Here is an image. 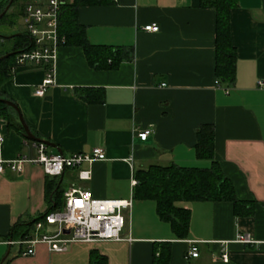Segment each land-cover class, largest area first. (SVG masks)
I'll list each match as a JSON object with an SVG mask.
<instances>
[{
	"label": "crops",
	"instance_id": "obj_1",
	"mask_svg": "<svg viewBox=\"0 0 264 264\" xmlns=\"http://www.w3.org/2000/svg\"><path fill=\"white\" fill-rule=\"evenodd\" d=\"M8 1L0 0V14ZM235 1L229 31L236 63L229 86L214 74L215 13L201 8L199 0H108L80 6L75 17L86 42L124 49L122 54L131 49L127 59L113 68L95 67L80 47L62 45L55 53V85L40 97L33 95L44 77L40 68L25 64L11 70L0 84V99L15 106L35 138L53 145L45 146L47 155L99 148L104 158L65 169L56 178L32 164L20 173L3 167L0 264H151L154 246L162 242L170 245L169 264H264V0ZM25 2L12 0L3 14L19 6L20 16ZM151 24L157 32L143 30ZM6 114L7 119L0 118V161L34 158L31 141L18 132L16 113L10 108ZM202 125H212L214 160L236 197L252 205V213L235 214L231 201H177L176 206L189 210L187 232L179 237L159 218L154 200L133 198L135 175L154 165L207 168L210 162L198 160L194 151ZM144 130L150 133L142 141L138 134ZM80 171H89V178L78 179ZM47 179L57 184L60 201L71 186L95 198L132 197L124 239L70 241L61 250L39 242L31 255H20L24 246L16 240L23 226L49 209ZM241 234L252 242L237 241ZM192 244L198 256L186 257Z\"/></svg>",
	"mask_w": 264,
	"mask_h": 264
},
{
	"label": "trees",
	"instance_id": "obj_2",
	"mask_svg": "<svg viewBox=\"0 0 264 264\" xmlns=\"http://www.w3.org/2000/svg\"><path fill=\"white\" fill-rule=\"evenodd\" d=\"M108 0H70L61 5L59 14L58 31L64 36V45L78 46L82 49L87 63L91 66L115 67L122 59H127L132 50L126 54L118 47H104L89 45L85 38L82 27L76 22V9L80 6H93L107 3ZM201 8L210 9L215 13V65L214 74L218 83L231 85L234 81L236 53L231 44L229 31V12L236 6L235 0H199ZM6 17L3 14L2 20ZM32 48V43L24 33L8 37L0 35V57L10 54L0 60V84L11 77V69L14 56L19 52H26ZM10 108L0 102V118L7 119L6 111ZM18 132L22 136L20 126ZM197 143L194 147L198 160L210 162L207 168L179 167L175 164L169 166H150L146 170L137 171L136 185L133 189V198L149 199L156 203V211L160 219L169 222L174 234L179 237L185 236L189 223V210L178 207L175 202L210 200L231 201L234 205L235 214H251L252 205L239 200L234 191L231 181L222 173L218 163L214 160L213 143L214 133L212 125H202L196 132ZM44 191L50 203L48 213L60 207V191L53 181L47 179ZM44 214L35 218L23 227H29L33 222L42 220ZM25 228V229H26ZM22 230L20 238L23 237ZM14 229H11V234ZM12 237V236H11ZM92 255V254H91ZM96 258L97 256L93 255ZM170 245L167 242L157 243L154 246L151 264H169ZM102 258L98 256L97 262Z\"/></svg>",
	"mask_w": 264,
	"mask_h": 264
},
{
	"label": "built area",
	"instance_id": "obj_3",
	"mask_svg": "<svg viewBox=\"0 0 264 264\" xmlns=\"http://www.w3.org/2000/svg\"><path fill=\"white\" fill-rule=\"evenodd\" d=\"M60 0H26L21 8V24L24 34L32 43V48L26 52H19L14 56V67L30 64L40 68L44 77L33 95L40 97L47 87H53L55 53L58 47L64 45L65 38L58 31ZM144 31L157 32L155 24L145 26ZM261 85V83H259ZM149 130L138 134L144 141ZM2 137L0 135V144ZM35 150V157L26 159L17 156L12 161H0V172L6 167L12 172L20 173L25 164L39 166L42 173L49 178H56L63 170L77 168L81 163H91L93 160H102L103 151L93 148L89 153H73L70 155H47L45 145L31 142ZM80 180L89 178V171H80L77 175ZM133 198H95L89 190L77 187H68L62 192V203L59 208L44 214L42 220L33 222L30 233L24 234L16 243L24 246L20 255H31L36 243H45L50 250H61L65 243L70 241H102L122 240L125 230V212L132 207ZM45 226H50L46 230ZM237 241L252 242L248 234H241ZM13 243L11 240L5 241ZM198 248L190 245L186 257H197ZM226 259V255H222Z\"/></svg>",
	"mask_w": 264,
	"mask_h": 264
},
{
	"label": "rangeland",
	"instance_id": "obj_4",
	"mask_svg": "<svg viewBox=\"0 0 264 264\" xmlns=\"http://www.w3.org/2000/svg\"><path fill=\"white\" fill-rule=\"evenodd\" d=\"M13 10V13L0 20V35L9 36L19 33H25L21 24L20 16L18 15V8Z\"/></svg>",
	"mask_w": 264,
	"mask_h": 264
},
{
	"label": "water",
	"instance_id": "obj_5",
	"mask_svg": "<svg viewBox=\"0 0 264 264\" xmlns=\"http://www.w3.org/2000/svg\"><path fill=\"white\" fill-rule=\"evenodd\" d=\"M12 0H9L8 3L6 4V6L4 7L3 9V12L0 14V17L3 15V13H5V11L8 9V7L10 6ZM60 3H62V1L60 0ZM17 34L13 35V36H16ZM10 54H5L3 56L0 57V60L8 57ZM0 102L3 103L4 105H6L7 107L11 108L12 110H14V112L16 113L17 115V118H18V123H19V126L21 128V131H22V136L25 140H28V141H31V142H39V143H42L44 144L45 146L47 147H53V145H51L49 142L47 141H43V140H40V139H37L35 138L30 132L29 130L27 129V127L24 125V123L21 121V118L19 117L18 113H17V110L15 108V106L10 103L9 101H6V100H2L0 99Z\"/></svg>",
	"mask_w": 264,
	"mask_h": 264
}]
</instances>
